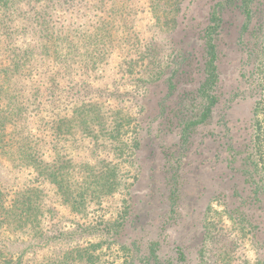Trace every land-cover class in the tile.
<instances>
[{"label":"rangeland","instance_id":"obj_1","mask_svg":"<svg viewBox=\"0 0 264 264\" xmlns=\"http://www.w3.org/2000/svg\"><path fill=\"white\" fill-rule=\"evenodd\" d=\"M14 4L13 17L7 21L2 17L0 23V118H12L11 113L20 117L8 126L0 121L1 197L10 204L24 188L37 187L33 171L16 167L13 161L17 140L21 150L29 153L32 147L47 162L56 153L64 185L72 184L74 196L87 197L84 211L75 212L54 184L46 182L39 188L48 245L33 263L59 264L60 250L87 248L93 264H143L147 239L159 236L158 259L172 257L179 246L184 249L185 257L175 264H264V231L259 236L254 227L258 221L264 226L263 208L255 215L244 211L252 216L253 226L243 223L242 213H226L228 194L218 188L224 127L232 135L236 121L250 117L253 102L248 89L254 70L248 60L251 48L236 45L245 19L240 3L16 0ZM223 11L219 41L215 36L218 76L208 92L217 103L202 123L205 97L199 88L206 77L198 63L207 38L204 28L215 26ZM257 32L264 46V30ZM180 51L188 56L178 66ZM169 79L173 89L167 97ZM56 86L60 112L51 119L58 120L60 129L53 135L44 108ZM180 96L186 98L183 106L188 111L178 108ZM188 117L194 122L184 131L176 123ZM167 154L172 156L166 158ZM167 159L168 168L181 179L175 192L181 194L176 221L170 224L163 223V216L168 217L167 186L158 183L169 176L166 170L160 174ZM81 187L90 189L85 192ZM151 190L156 195L146 197ZM152 201L157 204L150 208ZM132 214L150 219L151 226L141 230L132 226ZM7 237L14 243L12 251L28 240L24 233ZM24 264H32L31 259Z\"/></svg>","mask_w":264,"mask_h":264},{"label":"trees","instance_id":"obj_2","mask_svg":"<svg viewBox=\"0 0 264 264\" xmlns=\"http://www.w3.org/2000/svg\"><path fill=\"white\" fill-rule=\"evenodd\" d=\"M231 1L234 2L235 0ZM236 1L240 3L239 7L242 9L241 13L245 17L244 22L239 28L240 35L237 39L239 42L236 45H246L251 48L248 60L253 62L254 70L250 72L253 74V80L248 89L250 90L249 98L253 102L250 108V117L248 119L239 118L236 121L232 135L230 134V129L227 126L224 127L221 137L223 143L221 146L223 151H225V155L221 158V173L219 174L222 178V185H218V188L221 189L223 194H228L226 199L229 200L227 201V203L229 202V206H226V213L230 216L234 214L241 215L242 213L241 216L244 219L243 223L253 226L252 216H248V214H244L243 212L251 210L253 211L252 214L255 215V212L261 211V208H263L262 211L264 212V46L260 44L257 36V31L264 30V2L263 0ZM15 2L16 0H0V23L2 22V17L6 21L13 17L12 15L16 11ZM224 12L225 11L221 13L222 17L220 16V12L218 13L219 16L216 18L217 24L215 26H210L209 24L204 28V31L207 32V38L203 35L204 44L202 45L200 63H198V65L200 64L199 72L206 77L199 88V93L205 97L204 103L201 104L203 108L200 106V108H202V113L200 114V121L202 123L206 122L210 116L212 107L217 103L216 98L213 95H209L208 92L209 90L211 92V87L217 81L218 68L216 62L218 61L219 52L215 36L219 41L220 31H218V29L221 28L224 22ZM245 32H247L246 39L243 38ZM180 52L181 53L177 56L179 59L178 66L183 65L188 56L186 52ZM13 72L18 74V70ZM13 72L12 75H15ZM169 81L171 87H167V97L172 95L173 89L172 80L169 79ZM57 90L59 91L57 86L52 89L49 100L46 102L44 108L48 114L46 125L48 123L50 127L49 131H52L53 135L60 129L59 122L56 120L61 105V100H59V96L56 95ZM186 93L187 92L181 95L185 96ZM189 93L190 92H188V94ZM177 101V106L180 111L189 110L187 107L183 106L186 102L185 97L180 96ZM41 111L43 112V108ZM162 113L163 107H161L158 116H162ZM11 115L12 118L10 116H3L0 118L2 126L12 125L19 120L20 116L16 117L14 113H11ZM52 117H56V119H51ZM85 117L93 120L87 115ZM188 118L189 120L187 118L185 120L183 119L181 120V124L176 123V125H182L184 131H187L194 122L191 120L193 117ZM3 129L5 131V128ZM17 145V156H15L13 161L16 162V167L33 171L37 187L32 185L24 188L21 194L12 197L10 204H6L1 197L2 194H0V264H24L29 258L32 264H39L37 262L33 263L32 260L39 252L45 250L48 245V237L45 235L44 231L47 220H44L46 217L43 216V196L40 194L41 191H39V188H42L46 182L54 184L58 188L63 201L68 204L71 211L73 210L75 212H80L82 209V211H84L87 197L80 199L79 196H74V191L71 188L72 184L70 183L71 185H69L66 183L64 185L61 179V169H63V166L59 162L56 153L54 159L51 162H47L43 158V155L39 151L37 153V150L34 148L31 147L28 153L27 150L23 151L20 149L19 140H17ZM223 146H225V148ZM166 156V158H169L172 154H167ZM166 162L167 165H163L160 174H164L163 172L166 170L168 171L166 174L169 176L164 174L165 180H163V182L162 180L158 181V183H163V185L167 186V193L164 195V200L168 203V209L165 210L168 212V217L166 215L163 216L166 218V221L163 223L170 224L172 221L173 223L176 221L174 213L181 194H176L175 192L179 190L181 179L177 171H172V169L170 170V168H168V159ZM89 189L88 187H81V191L86 192ZM152 190L151 194H147L146 197L154 194ZM153 203L157 204L156 201H152V206L150 204V208L156 206ZM140 215L132 214L129 224L134 227L138 225L140 230L145 226L150 227L151 220H146V217L145 220H143L142 218L144 217L140 218ZM260 222L258 221L256 226H254L259 236H261L264 231V226H261ZM16 233L27 234L28 240L20 243V245H22L21 249L12 251L11 245L14 243L10 241V239L7 240V235L9 234L13 238ZM158 239L159 236L157 239H147L145 245L147 252L144 256L143 264H175L178 259H183L185 257L184 249L179 246L175 248L176 254H172V257L169 255L167 258L158 259ZM135 244L138 245L137 242H133L132 245ZM69 259L71 260V264L75 262H77L75 264L94 263V256L87 248L79 250L78 248H72V250L70 249L68 252L62 249L56 261L59 264H67L70 261Z\"/></svg>","mask_w":264,"mask_h":264}]
</instances>
